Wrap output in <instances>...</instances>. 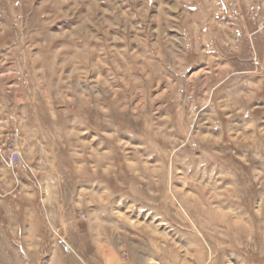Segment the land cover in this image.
<instances>
[{
	"label": "rangeland",
	"instance_id": "374dc122",
	"mask_svg": "<svg viewBox=\"0 0 264 264\" xmlns=\"http://www.w3.org/2000/svg\"><path fill=\"white\" fill-rule=\"evenodd\" d=\"M0 264H264V0H0Z\"/></svg>",
	"mask_w": 264,
	"mask_h": 264
},
{
	"label": "built area",
	"instance_id": "2783aa9c",
	"mask_svg": "<svg viewBox=\"0 0 264 264\" xmlns=\"http://www.w3.org/2000/svg\"><path fill=\"white\" fill-rule=\"evenodd\" d=\"M19 136L17 132H10L0 141V159L10 167L17 168L21 163Z\"/></svg>",
	"mask_w": 264,
	"mask_h": 264
}]
</instances>
